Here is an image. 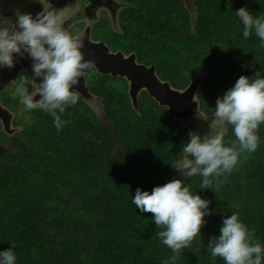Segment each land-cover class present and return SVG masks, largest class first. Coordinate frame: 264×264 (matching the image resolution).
I'll use <instances>...</instances> for the list:
<instances>
[{
	"label": "trees",
	"instance_id": "trees-1",
	"mask_svg": "<svg viewBox=\"0 0 264 264\" xmlns=\"http://www.w3.org/2000/svg\"><path fill=\"white\" fill-rule=\"evenodd\" d=\"M129 2L136 7L120 17L132 24L103 39L156 66L174 88L201 77L203 110L213 112L239 77L264 78V44L254 30L243 37L235 14L246 7L264 19V0H194L195 17L182 0ZM87 85L104 116L80 95L58 113L67 122L58 131L50 114L35 109L24 131L29 140H14L15 150L0 155V251L14 244L15 264H164L173 254L157 235L164 229L132 197L137 188L151 192L173 179H184L193 195L211 201L200 235L176 264H225L207 245L231 214L264 247V123L257 150L241 155L226 182L200 189V175L185 179L172 167L189 142L183 121L145 90L135 107L123 77L94 71ZM223 127L225 146H231L233 127Z\"/></svg>",
	"mask_w": 264,
	"mask_h": 264
},
{
	"label": "clouds",
	"instance_id": "clouds-1",
	"mask_svg": "<svg viewBox=\"0 0 264 264\" xmlns=\"http://www.w3.org/2000/svg\"><path fill=\"white\" fill-rule=\"evenodd\" d=\"M63 13L68 12L63 10ZM235 14L242 22L243 37L249 38L254 30L264 44V19L260 15L253 16L246 7L238 9ZM14 16L15 20L0 16V68H13L17 55L31 58L33 79L30 81L29 76L19 74L20 84L16 91L26 110L47 112L54 118L59 131L67 122L62 121L58 113L62 114L67 106L77 104L80 94L74 86L79 84L80 78L86 75L94 62L85 60L82 52L84 40L79 35L70 34L64 27L61 12L43 6L35 17L19 9L14 11ZM36 78H41V82L36 83ZM15 82L12 80L10 84ZM30 82L35 85L32 91L25 86ZM37 95L41 97L39 100L34 99ZM216 122L221 128L213 133ZM262 123L264 78L241 76L233 87L217 98L213 121L209 125L210 133L201 137L190 132L189 142L182 147L183 158L172 167L185 179L200 175V189H212L214 183L219 188L241 155L257 150V130ZM224 125L233 127L236 139L231 146H225ZM132 203L140 212L153 214L156 227L164 229L157 235L173 253L164 264H176L181 250L189 247L200 235L206 223L204 217L211 215V201L198 194L193 195L184 179H173L154 187L151 192L137 188ZM14 247L12 244L0 251V264H15ZM207 248L213 257H221L225 264H262L264 259V247L256 241L255 231H249L237 214L223 220L220 235L211 237Z\"/></svg>",
	"mask_w": 264,
	"mask_h": 264
},
{
	"label": "water",
	"instance_id": "water-1",
	"mask_svg": "<svg viewBox=\"0 0 264 264\" xmlns=\"http://www.w3.org/2000/svg\"><path fill=\"white\" fill-rule=\"evenodd\" d=\"M36 7L46 0H32ZM52 5H63L62 0H47ZM77 4L76 2H74ZM69 4V3H68ZM22 13H30L35 17L37 12H30L28 9L31 7L29 0H15L14 4ZM120 3L117 4L120 8ZM4 8V5H3ZM64 8V7H63ZM62 8V9H63ZM66 10L65 8L63 9ZM66 12H70L67 10ZM72 15V13H71ZM65 22V21H64ZM66 23V22H65ZM89 31L86 30L84 35H79L84 40V53L85 60L93 61V67L88 70L84 77L80 78L74 90H77L82 97L92 96L88 88L87 74L95 69L98 73L104 75H112L113 77H123L128 81L129 95L133 105L136 107L140 93L145 90L150 96L159 102L161 106L167 108L170 116L184 122L187 126L189 117L200 112L198 105V89L200 78L192 80L188 86L183 90L174 89L168 81H163L157 73V67L154 65H146L137 60L136 54L126 55L123 51H112L104 41L94 42L88 35ZM15 66L11 69L0 68V92L4 87L9 84L16 75L19 69H23L32 63L30 57L25 55L18 59L14 57ZM0 120L3 122L4 127L9 129L10 115L3 108L0 107Z\"/></svg>",
	"mask_w": 264,
	"mask_h": 264
},
{
	"label": "rangeland",
	"instance_id": "rangeland-1",
	"mask_svg": "<svg viewBox=\"0 0 264 264\" xmlns=\"http://www.w3.org/2000/svg\"><path fill=\"white\" fill-rule=\"evenodd\" d=\"M23 1H27V0H23ZM29 1L31 2V7L28 9L30 12L35 11V12L39 13L40 11L43 10V6H45V7L52 6V4H50L49 1L46 0V1L42 2L40 5H38L36 7V10H35V6L33 4V1L32 0H29ZM182 1L185 4V6L187 7V9L189 10L191 16L195 17V15L197 14V9H196V5L194 3V0H182ZM14 3H15V0H0V16H3L5 18H11V19L15 20L14 11L16 9H18V6L12 5V7H11V5H10V4H14ZM3 5H4V8H3ZM130 6L136 7L135 4L134 5L130 4ZM9 7H11V8H9ZM122 7L124 8L125 4L120 5V10ZM126 7H129V6L127 5ZM10 9H14V11H10ZM104 19L107 20L106 17ZM108 19H109V21H108L109 27L112 28L114 32L119 33V34L123 33V28L126 25L130 26V24H132L131 20H129V19L127 21H124L122 18H118L116 21L115 20L112 21L111 17H109V16H108ZM64 25H65V22H64ZM106 27H108V24H104L103 22L97 23V28H99V32H101L103 30L105 33L110 34V36H114L108 29H106ZM90 30H91V27H90ZM133 31L134 30H132L130 32H133ZM97 32H95V35L102 34V33H97ZM91 34H92V31L90 33V38L92 37ZM95 35H94V37H95ZM118 37H120V36L118 35ZM107 45L110 46V49L112 51H116V50L117 51H123V50H125L122 47L115 48L111 44H107ZM130 54H133V53H129L128 55H130ZM134 54H136V53L134 52ZM136 56H137V60H139L137 54H136ZM17 58L20 59L21 57H19L17 55ZM20 71H21V69H19L18 74H20ZM22 73L29 76V79L31 78L29 71L22 72ZM18 74L14 78V82L18 78ZM35 82L40 83L41 78H36ZM19 84H20L19 80L15 83H12V84L9 83L1 91V94H2L1 96H3L6 99V101L3 102V100L0 99V107L3 108L5 111H7V113L10 115L11 122L9 124L8 130L6 128L1 127L2 124H0V155H3L4 153L8 154V153H11L15 150V147L13 145L14 140H19V139H24V140L28 139L29 140V138H28L29 136L26 135V133L24 132L25 127L26 126L31 127L32 124L34 123L35 119H36V117L34 115V111L33 110H26L23 103L21 102L22 98L19 96V94L16 91ZM9 85L11 87H13V89H11L12 91L11 92H4V90ZM31 85H32V88L31 89L28 88L29 91H32L33 88L35 87V85L31 82L28 84V86L25 85L26 87H31ZM174 89H177V88H174ZM178 90H183V89H178ZM19 97H20L19 101L16 100ZM40 98L41 97L39 95L34 97L35 100H39ZM85 99L88 101V103H90L93 106V108L96 111L99 112L100 115L102 114V116H104L103 106L99 104V100L96 97L87 96ZM197 99L199 101L198 97H197ZM198 108H199L200 112L189 117V123L187 124L186 128H187L188 133L196 132L201 137H203L204 135L209 134L211 131L209 125L213 121V112L212 111L208 112V111L203 110L201 107V104L198 105ZM219 128H221V125L219 124V122H216V128L212 129L213 133L216 130H218Z\"/></svg>",
	"mask_w": 264,
	"mask_h": 264
},
{
	"label": "flooded vegetation",
	"instance_id": "flooded-vegetation-1",
	"mask_svg": "<svg viewBox=\"0 0 264 264\" xmlns=\"http://www.w3.org/2000/svg\"><path fill=\"white\" fill-rule=\"evenodd\" d=\"M74 2H76L77 4H75ZM118 3L125 4V7L124 8L122 7L120 10L119 6H117ZM62 4L63 5L60 4L59 6L52 5L49 6L48 8L50 10L59 11L62 13L63 20L66 22L64 27L69 31L70 34L74 36L84 35L85 31L88 30L89 31L88 35L90 37V33L92 31L91 34L92 37L90 38L92 41L94 42L104 41L105 43L107 42L105 39H103V35L105 34V32L103 30L99 32V28H97V23L103 22L104 24H108V27H106V29H108L112 34H114L113 29L109 27L108 16L111 17L112 21L114 20L116 21L118 18H121L120 16L122 12L127 8L126 6L127 5L130 6L129 0H62ZM63 7L66 9L65 11L70 10V12L64 14ZM10 11H14V9H10ZM105 17L107 18V20L104 19ZM70 21L73 23H71ZM89 26L91 27V30ZM95 32L102 34L95 35ZM31 66L32 63L23 69L21 68L20 71V74L22 72L29 71V74L31 75L30 81L32 80V75H33L31 71ZM94 71L95 69L92 70L90 73H88L87 77L91 75ZM17 81L18 79L16 80V82ZM28 88L31 89L32 85L31 87ZM11 89H13V87L9 85L4 90V92H11L12 91ZM1 95L2 94L0 93V99L3 100V102H5L6 99ZM19 99L20 97L17 98L16 100L19 101ZM10 122H11V118L9 120V123ZM0 124H2L1 127L5 128L1 121Z\"/></svg>",
	"mask_w": 264,
	"mask_h": 264
}]
</instances>
